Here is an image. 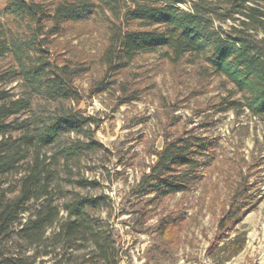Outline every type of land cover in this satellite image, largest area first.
Returning a JSON list of instances; mask_svg holds the SVG:
<instances>
[{
  "label": "trees",
  "instance_id": "obj_1",
  "mask_svg": "<svg viewBox=\"0 0 264 264\" xmlns=\"http://www.w3.org/2000/svg\"><path fill=\"white\" fill-rule=\"evenodd\" d=\"M85 32L103 38L91 58L59 48ZM154 54L218 77L225 91L210 109L264 121V0H0V264H121L99 213L109 196L82 193L101 186L83 161L107 147L95 137L99 120L78 107L76 81L96 67L102 75L91 89L118 84L121 103L136 100L140 75L130 69ZM216 145L189 131L167 139L136 190L153 199L189 191ZM232 206L221 232L240 219ZM245 243L236 235L231 255Z\"/></svg>",
  "mask_w": 264,
  "mask_h": 264
},
{
  "label": "rangeland",
  "instance_id": "obj_2",
  "mask_svg": "<svg viewBox=\"0 0 264 264\" xmlns=\"http://www.w3.org/2000/svg\"><path fill=\"white\" fill-rule=\"evenodd\" d=\"M88 27L92 28H83ZM102 40L99 32H85L61 38L59 48L66 49L67 56L91 58L100 51ZM93 70L76 81L84 95L78 107L99 120L95 137L107 150L83 161L82 172L97 178L101 186L82 193L109 196V208L99 213L114 229L121 264H260L264 121L247 113L237 117L232 111L210 109L225 88L218 77H203L199 65L186 59L172 65L159 62L155 54L141 57L130 69V75H140L134 86L139 87V96L125 103L118 84L91 89L102 75L96 67ZM14 91L20 94L22 87ZM185 131L217 140L201 159L193 187L163 199L137 191L143 173L155 161L154 151ZM231 204L240 219L221 232L219 220ZM238 234L246 236V243L232 256L229 243Z\"/></svg>",
  "mask_w": 264,
  "mask_h": 264
},
{
  "label": "crops",
  "instance_id": "obj_3",
  "mask_svg": "<svg viewBox=\"0 0 264 264\" xmlns=\"http://www.w3.org/2000/svg\"><path fill=\"white\" fill-rule=\"evenodd\" d=\"M260 264H264V260H260Z\"/></svg>",
  "mask_w": 264,
  "mask_h": 264
}]
</instances>
